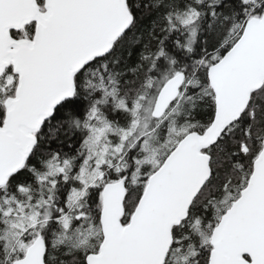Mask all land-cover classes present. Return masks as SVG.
Returning <instances> with one entry per match:
<instances>
[{
    "label": "snow or ice",
    "instance_id": "1",
    "mask_svg": "<svg viewBox=\"0 0 264 264\" xmlns=\"http://www.w3.org/2000/svg\"><path fill=\"white\" fill-rule=\"evenodd\" d=\"M0 264H264V0H0Z\"/></svg>",
    "mask_w": 264,
    "mask_h": 264
}]
</instances>
